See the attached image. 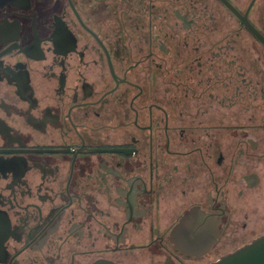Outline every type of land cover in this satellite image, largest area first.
I'll return each instance as SVG.
<instances>
[{
	"label": "flooded vegetation",
	"instance_id": "af4514ba",
	"mask_svg": "<svg viewBox=\"0 0 264 264\" xmlns=\"http://www.w3.org/2000/svg\"><path fill=\"white\" fill-rule=\"evenodd\" d=\"M263 236L264 0H0V264Z\"/></svg>",
	"mask_w": 264,
	"mask_h": 264
},
{
	"label": "water",
	"instance_id": "95a60500",
	"mask_svg": "<svg viewBox=\"0 0 264 264\" xmlns=\"http://www.w3.org/2000/svg\"><path fill=\"white\" fill-rule=\"evenodd\" d=\"M213 264H264V236Z\"/></svg>",
	"mask_w": 264,
	"mask_h": 264
}]
</instances>
